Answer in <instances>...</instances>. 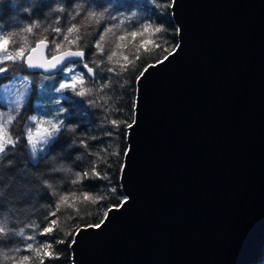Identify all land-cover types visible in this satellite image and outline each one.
I'll return each instance as SVG.
<instances>
[{"label": "water", "instance_id": "1", "mask_svg": "<svg viewBox=\"0 0 264 264\" xmlns=\"http://www.w3.org/2000/svg\"><path fill=\"white\" fill-rule=\"evenodd\" d=\"M171 12L180 47L137 81L126 202L99 228L80 227L73 264H254L262 255L264 0H176Z\"/></svg>", "mask_w": 264, "mask_h": 264}, {"label": "snow or ice", "instance_id": "2", "mask_svg": "<svg viewBox=\"0 0 264 264\" xmlns=\"http://www.w3.org/2000/svg\"><path fill=\"white\" fill-rule=\"evenodd\" d=\"M176 0H148V4L155 11L148 17L137 21V13L129 14L116 13L111 14L108 8L102 11L89 10L82 8L76 3V0H68V3L51 5L55 13H57L55 25H49L43 31H38L41 24L38 20L30 22L19 28L18 31L0 30V96L7 101L9 111L7 113L0 111V161H4L9 167H15L10 159H5L10 149H15L23 139L30 148L32 156L35 157L38 150L43 146L54 145L58 142V138L65 127L70 131L75 128L66 126L63 119H59V114L66 112L61 105L56 109V115L51 113L46 117H37L35 115L28 116L26 119L31 126H26L23 136L13 135L10 131L11 126L19 117L22 109L25 108L30 94L33 89L39 90V97L44 98L48 93H60L62 99H68L64 93H70L72 97H79L81 100L77 103H86L89 106L103 107L99 101L105 103L109 97L101 96L100 93L105 92L111 87L112 77L102 78L100 73H110L115 76H121L132 68L144 57L154 55L157 51L167 53L161 59L155 61V64H147L140 75L136 77L139 81L145 75L148 68L154 67L156 64L167 60L173 55L179 44L172 45L171 51L165 45L168 41L165 39L168 28L165 23L158 22L166 18L168 9H171ZM39 5L38 7H43ZM16 8L22 9L24 13L35 12V8L29 4L17 3ZM134 7H141L140 4ZM73 9L74 11H68ZM10 8L5 5L4 12ZM84 13L79 22L77 17ZM67 15V22L61 26L62 15ZM106 14L108 19L117 21L118 23L106 25L101 32L96 33L98 36L94 41L86 39L91 35L88 29L92 25H100L105 20ZM179 32V29H176ZM52 38L49 39L51 34ZM85 49H91V56H86ZM31 70V71H29ZM27 71L28 74L20 75L21 72ZM59 75L58 86L56 83L45 84V81H54ZM92 86H89V85ZM92 97H95L93 99ZM51 100V96H48ZM60 105V100H55ZM110 109H106L108 111ZM122 111V109H116ZM15 113L13 115L12 113ZM136 123L133 115L132 122L126 120L112 118L107 120L110 129L105 132L109 138L121 135V126L124 128V135L127 130L131 129ZM96 140L97 137H91ZM80 144L88 147L86 140H81ZM98 158L92 162L90 168H86L81 172L75 173V179L72 184L82 183L85 180H108V172L100 169V164H107V159L100 155L99 152L92 153ZM127 151L124 155L127 156ZM112 155L119 156V152H113ZM123 171V166L119 169ZM14 175V173H9ZM47 184L48 182L45 181ZM3 185H0L2 187ZM49 188L53 186L48 184ZM112 192L116 189L112 188ZM57 197L55 203L49 206V210L43 217V227L38 223L26 225L27 228L33 229V233L25 235V228L20 227L18 230L0 219V264H44L45 258L56 260L60 258L59 253L53 251L54 244L61 245L67 241L60 238L72 236L73 231H65L63 221H61L58 213H62L67 209H72L74 215H80V205H95L104 200L106 197L94 194L88 191H82L79 196L74 192L69 193H52ZM124 201L118 205H112V208L122 206ZM108 209L104 211L103 216L106 219ZM91 214V213H87ZM70 219L72 217H69ZM104 223L102 219L100 223L89 224L87 227L99 228ZM75 233H79L81 228L77 226ZM22 239L23 247L17 245L12 247L15 237ZM38 236L53 237L54 241H39ZM72 243H75L73 236Z\"/></svg>", "mask_w": 264, "mask_h": 264}, {"label": "trees", "instance_id": "3", "mask_svg": "<svg viewBox=\"0 0 264 264\" xmlns=\"http://www.w3.org/2000/svg\"><path fill=\"white\" fill-rule=\"evenodd\" d=\"M158 2V0H153ZM17 3H25L34 7L35 12L24 13L22 9L15 7ZM68 0H0V30L18 31L23 25L31 20H38L41 28L38 31H43L49 25H55L57 13L50 7L51 5L67 4ZM76 3L82 8L89 10L102 11L108 8L111 14L116 13L129 14L131 12L137 13V21L148 17L155 10L148 4V0H76ZM140 4L141 7H134ZM7 5L10 10L5 14L4 6ZM44 5L43 7H38ZM68 11H74L68 9ZM61 26L67 22V15L61 14ZM84 13L77 17L79 22ZM165 23L168 28V33L165 39L168 44L165 47L171 51V46L178 44V29L177 24L174 22L171 9H168L167 16L164 20L158 21ZM118 23L108 19L107 14L104 21L100 25H92L89 27L88 32L91 34L86 37L89 41H94L98 38L95 35L101 32L108 24ZM54 33L49 35L52 38ZM86 56L90 58L91 49H85ZM157 51L154 55L144 57L139 61L135 68L130 69L121 76L104 72L100 73V77L106 78L111 76V87L106 89L105 92L100 93L101 96H107L109 99L105 103L103 100L99 101L103 107L89 106L86 103H77L81 100L79 97H72L70 93H64L68 99L63 100L64 107L66 108L65 124L75 128V131H70L68 127L62 130L58 138V142L51 145L47 150L39 155L35 160L32 159L26 141L23 139L16 146L15 149H10L5 159H10L13 167H9L4 161H0V219L6 222L9 227H14L17 230L20 227L25 228V235L33 233V229L27 228L26 225L31 223H38L43 227V217L49 210V206L53 205L57 199L53 195V191L57 193L74 192L79 196L82 191H88L94 194L106 197L104 200L95 205H80V215L76 217L72 209H67L62 213H58L63 221L65 231L72 230L73 235L64 237L62 234L60 238L65 239L67 242L61 245H55L53 251L60 254V258L51 260L45 258L44 264H72V254L70 245L75 235V228L82 227L89 224L100 223L104 219L103 213L108 210L112 205H118L125 199L122 190L119 170L124 163V152L127 150V133L124 135V128L121 126V135L114 137H107L105 132L110 129L107 120L112 118L126 120L128 123L132 122L133 115L135 114V103L137 94V80L136 77L140 75V71L144 69L147 64L153 63L161 59L163 55ZM28 74L27 71L21 72ZM59 75L54 81H45V84L56 83L58 86ZM89 86H92L91 84ZM34 99L39 97V90L34 88ZM50 96L51 93L46 94ZM45 96V97H46ZM52 98L54 94L52 93ZM95 99V97H92ZM38 106L31 104L30 112H39ZM106 109H110L106 111ZM122 109V111H116ZM27 121V119H26ZM15 124L14 129L18 127ZM20 126V125H19ZM25 131V125L20 126V130ZM128 132V130H127ZM15 136V132H13ZM21 133V132H20ZM21 136H23L21 134ZM91 137H97L92 140ZM81 140H86L88 147L84 148ZM99 152L101 156L107 159L108 164H100L101 170L108 172V180H85L82 183L72 184L75 179V173L81 172L86 168L92 166L93 161L98 158L92 153ZM113 152H119L120 155H112ZM14 173V175H9ZM45 181L48 183L46 184ZM48 184L53 187L49 188ZM115 188L116 191L112 192L111 189ZM87 213H91L90 215ZM69 217H72L71 219ZM56 239L55 236L43 237L38 236L39 241H47ZM23 247L22 239L15 237L12 247ZM38 264V262H37ZM254 264H264V249L260 258Z\"/></svg>", "mask_w": 264, "mask_h": 264}, {"label": "rangeland", "instance_id": "4", "mask_svg": "<svg viewBox=\"0 0 264 264\" xmlns=\"http://www.w3.org/2000/svg\"><path fill=\"white\" fill-rule=\"evenodd\" d=\"M20 75H25V74L20 73ZM0 83H4V81L0 80ZM53 94H54V97L53 98L51 97L52 98L51 100L48 99V95L46 97H44V98H35V100H33L34 99V94H33V91H32L28 101L26 102L25 108L22 109L19 117L14 122V124L11 126L10 131L15 132V135H21V134L23 135L24 134L23 129H22V131H18V130H20V126L23 127V125H25V128H26V126H31V123H32V122H30L28 120L26 121V117L32 116V115H35L38 118L39 117H46L50 113L53 116H55L56 115V109H58L61 105L63 106L64 109H66L64 107V104H63V100L64 99L61 101L62 94H60V93H53ZM50 96H52V93H51ZM57 99L60 100V105H57L55 103V100H57ZM31 104H34V105L38 106L37 108H38L39 112H37L36 114H35V112H30ZM9 110L10 109L8 107L7 101L5 99H3L2 96H0V111H3L5 113H7ZM12 114L15 115L14 112ZM65 117H66L65 113H60L58 118L64 120ZM15 124H19L20 125V126L17 125L18 128L16 130L14 129V125ZM48 147H49L48 145L43 146L42 149L38 150V152H37L35 157L32 156L31 150H30L29 147L28 148H29L30 154L32 156V159L35 160V159H37L39 157V155L44 153L47 150Z\"/></svg>", "mask_w": 264, "mask_h": 264}]
</instances>
